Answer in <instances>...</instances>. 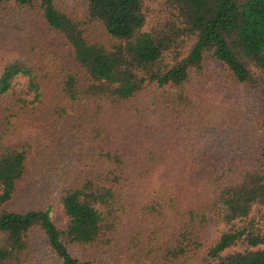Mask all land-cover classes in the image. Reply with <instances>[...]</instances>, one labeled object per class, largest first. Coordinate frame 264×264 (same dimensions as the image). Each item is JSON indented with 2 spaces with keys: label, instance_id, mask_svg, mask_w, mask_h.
I'll return each mask as SVG.
<instances>
[{
  "label": "trees",
  "instance_id": "1",
  "mask_svg": "<svg viewBox=\"0 0 264 264\" xmlns=\"http://www.w3.org/2000/svg\"><path fill=\"white\" fill-rule=\"evenodd\" d=\"M13 7L36 8L78 70L0 47V264H30L35 230L61 264H95L81 248L188 263L217 226L207 259L264 264V0H86L83 17L0 0V17ZM70 116L89 167L61 189L65 224L3 208Z\"/></svg>",
  "mask_w": 264,
  "mask_h": 264
},
{
  "label": "rangeland",
  "instance_id": "2",
  "mask_svg": "<svg viewBox=\"0 0 264 264\" xmlns=\"http://www.w3.org/2000/svg\"><path fill=\"white\" fill-rule=\"evenodd\" d=\"M57 5L64 12L72 16L83 17L86 12V0H56ZM87 36L90 39L106 41V33L98 26H89ZM16 49L36 48L39 52L47 56L49 52L58 55L60 63L65 68L78 70L72 62L70 52L63 44L62 39L54 33L44 22L36 8L13 7L0 17V47ZM0 48V49H1ZM4 53V52H2ZM7 54V53H5ZM49 59L50 56L48 55ZM204 66L215 70L216 64L206 60ZM243 95L247 103L259 98L258 94L250 93L243 90ZM252 100V101H250ZM75 119L70 116L66 123L60 128L61 140L56 144L54 138L51 139L47 146L46 152L42 154L35 150L29 164V175L22 182L13 197V199L3 208L8 210L23 211L29 209L50 208V216L57 226H63L67 217L63 211L60 201L61 189L76 184V176L80 170H87L89 167L88 154L85 147L80 146V138L75 132ZM225 132V131H223ZM222 132V133H223ZM218 134V131L215 132ZM54 134V133H53ZM55 137V134H54ZM225 137L222 135L221 139ZM212 141L206 144L217 146L220 137H214ZM44 150V149H43ZM229 152H228V151ZM220 151L216 150L215 154ZM231 155L234 148H227L221 155ZM158 181L153 179L152 185ZM224 230L223 226L213 227L208 230V240L204 247L200 248L191 262L173 264H215L214 261L206 258V248L212 244ZM34 248V259L30 264H61L50 248L47 246L45 237L40 230H35L31 237ZM80 256L91 257L95 264H132L126 257L121 254L103 253L99 249L81 248ZM136 264H161L156 257H148L139 260ZM168 264V263H162Z\"/></svg>",
  "mask_w": 264,
  "mask_h": 264
}]
</instances>
